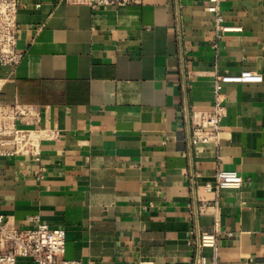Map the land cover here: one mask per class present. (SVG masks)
<instances>
[{"label": "crops", "instance_id": "1", "mask_svg": "<svg viewBox=\"0 0 264 264\" xmlns=\"http://www.w3.org/2000/svg\"><path fill=\"white\" fill-rule=\"evenodd\" d=\"M20 2L23 58L0 68V99L40 108L61 136L36 164L0 158V214L65 230V258L83 264H191L204 233L219 264H264V0H219L233 28L219 38L209 0ZM244 70L250 81L222 87L220 149L190 144L215 74ZM218 170L241 187L207 191Z\"/></svg>", "mask_w": 264, "mask_h": 264}, {"label": "built area", "instance_id": "2", "mask_svg": "<svg viewBox=\"0 0 264 264\" xmlns=\"http://www.w3.org/2000/svg\"><path fill=\"white\" fill-rule=\"evenodd\" d=\"M21 0H0V68L16 67L23 54L17 50V16ZM66 4L87 6L92 11L126 5L140 4L141 0H62ZM215 14L214 33L216 38L232 31L224 24L219 9V0H209ZM252 73L244 70L238 75L215 74L214 101L207 111L193 112L190 126V144L211 145L216 150L221 146L220 122L225 115L222 87L227 83H246ZM5 81L0 78V98ZM49 118L43 117L40 108L21 104L18 101L3 102L0 99V158L28 157L33 164L41 161L42 143L56 140L61 131L49 125ZM44 123V125H43ZM43 125V126H42ZM220 157H218L219 159ZM40 163V169L43 170ZM214 185H206L207 191L216 197L224 189H238L243 179L234 171L218 170ZM30 226L17 228L10 217L0 214V264H17L18 259H29L35 264H83L78 260L65 258L66 232L43 223L38 215L28 218ZM190 243L195 244L196 254L191 264H206L203 249H213V261L217 262L215 236L202 234ZM264 250V243H263ZM264 261V252H263ZM118 264V263H104ZM152 264V263H139Z\"/></svg>", "mask_w": 264, "mask_h": 264}, {"label": "bare ground", "instance_id": "3", "mask_svg": "<svg viewBox=\"0 0 264 264\" xmlns=\"http://www.w3.org/2000/svg\"><path fill=\"white\" fill-rule=\"evenodd\" d=\"M221 157V156H220Z\"/></svg>", "mask_w": 264, "mask_h": 264}]
</instances>
